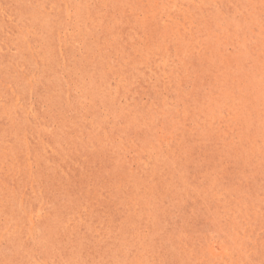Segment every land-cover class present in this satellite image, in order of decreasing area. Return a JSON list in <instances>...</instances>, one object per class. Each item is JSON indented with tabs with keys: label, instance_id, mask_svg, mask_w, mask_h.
<instances>
[{
	"label": "rangeland",
	"instance_id": "obj_1",
	"mask_svg": "<svg viewBox=\"0 0 264 264\" xmlns=\"http://www.w3.org/2000/svg\"><path fill=\"white\" fill-rule=\"evenodd\" d=\"M0 264H264V0H0Z\"/></svg>",
	"mask_w": 264,
	"mask_h": 264
}]
</instances>
